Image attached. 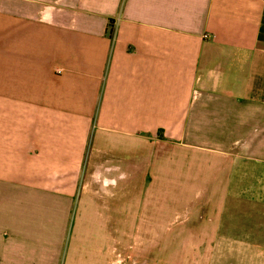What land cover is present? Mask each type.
I'll return each instance as SVG.
<instances>
[{
    "label": "crops",
    "instance_id": "1",
    "mask_svg": "<svg viewBox=\"0 0 264 264\" xmlns=\"http://www.w3.org/2000/svg\"><path fill=\"white\" fill-rule=\"evenodd\" d=\"M126 145L177 151L194 260L264 264V0H0V264H60L77 192L140 190Z\"/></svg>",
    "mask_w": 264,
    "mask_h": 264
},
{
    "label": "rangeland",
    "instance_id": "2",
    "mask_svg": "<svg viewBox=\"0 0 264 264\" xmlns=\"http://www.w3.org/2000/svg\"><path fill=\"white\" fill-rule=\"evenodd\" d=\"M109 153L105 164L120 166L125 182L131 181L129 171L140 190L129 195L121 189L109 199L100 193L95 204L77 192L60 264H200L199 258L193 259V244L187 243L192 228L182 233L184 223L198 217L191 209L193 192L184 200L178 195L175 148L126 145ZM123 154H138L136 165H120Z\"/></svg>",
    "mask_w": 264,
    "mask_h": 264
}]
</instances>
